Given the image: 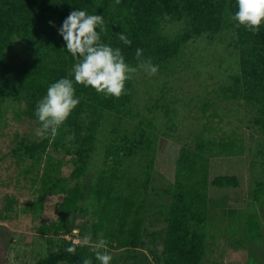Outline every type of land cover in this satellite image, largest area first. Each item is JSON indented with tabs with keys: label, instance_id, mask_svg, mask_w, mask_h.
Wrapping results in <instances>:
<instances>
[{
	"label": "trees",
	"instance_id": "1",
	"mask_svg": "<svg viewBox=\"0 0 264 264\" xmlns=\"http://www.w3.org/2000/svg\"><path fill=\"white\" fill-rule=\"evenodd\" d=\"M74 10L103 16L106 30L100 32L102 42L119 47L130 66H137L135 52L140 48L145 58L159 66V71H166L191 40L202 35L214 39L223 32L233 34L232 45L240 53L239 73L222 91L226 98L246 105L252 115L251 123L263 136L260 153L264 159V26L255 34L243 26L237 27L231 19L238 11L236 0H121L118 5L115 0H0V116L5 103L14 100L25 102L20 118L38 122L36 106L48 87L61 78L74 80L76 60L59 35L64 20ZM168 21L183 22L185 26L172 36L165 32ZM120 33L131 40L130 46L119 40ZM16 44L22 47L20 59L13 52ZM74 86L80 104L57 136L20 141L19 150L33 165L49 159L39 203L47 195L64 194L57 221L49 229H42V233L67 232L68 215L91 205L100 217L93 234L105 231L103 240L109 238L114 248L124 249L122 264H127L135 258V251L146 246L145 206L138 202L147 195L151 182L150 171L144 180L138 179L128 170L127 162L139 153L150 152L155 133H148L143 126L136 134L114 127L104 152L108 168L100 170L96 182L68 187L64 183L67 178L59 175L62 162H55L50 150L71 157L75 164L71 178L87 176L98 151L101 129L114 118L123 121L131 117L135 98L133 79L126 85L129 94L119 99L75 81ZM64 128L74 133L75 139L66 140ZM242 152L235 140L221 142L202 136L193 147L182 149L175 181L167 190L171 202L165 206L166 230L161 256L156 258L159 264H206L209 241L214 238L208 230L220 221L231 219L234 224L246 218L249 229L254 230V211L247 207L245 197ZM238 156L242 157L234 159ZM215 195L220 196L217 204ZM253 197L259 201L264 197L263 183L258 184ZM69 247H75V254L66 251ZM152 251L155 253L153 248ZM84 258L91 259L92 264L100 263L92 247L67 241L33 264H82Z\"/></svg>",
	"mask_w": 264,
	"mask_h": 264
},
{
	"label": "rangeland",
	"instance_id": "2",
	"mask_svg": "<svg viewBox=\"0 0 264 264\" xmlns=\"http://www.w3.org/2000/svg\"><path fill=\"white\" fill-rule=\"evenodd\" d=\"M184 26L183 22L168 21L165 32L174 36ZM234 41L233 34L228 32L214 39L202 35L191 40L166 71L150 77L139 70L133 78L135 98L130 107L131 117L123 121L114 118L101 129L98 151L87 176L79 180L71 178L75 168L71 157L50 150L53 160L62 162L59 175L67 178L64 183L74 187L76 183L96 182L100 170L108 168L104 152L114 127L136 134L143 126L148 133H155L150 152L139 153L127 162L128 170L138 179L144 180L147 172H151L149 191L138 202L145 206L146 246L135 251V258L127 264H159L156 258L161 256L166 230L165 206L171 202L167 190L175 181L182 149L193 147L199 136L221 142L235 140L243 148L240 164L246 177L245 197L247 207L254 211L251 219L254 230L249 229L246 218L241 223L231 224L230 219L210 226L208 232L214 238L209 241L210 253L205 263L264 264V197L260 201L253 197L258 184L264 185V159L260 153L263 136L251 123L252 115L243 101L226 98L222 91L224 85L232 82V76L239 73L240 53L232 45ZM21 51V44L13 47L17 59L23 55ZM24 106L25 102L8 100L0 116V264H33L67 241L82 243L88 235L92 242L88 247H92L105 237V231L93 234L100 217L94 214L91 205L87 210L68 215L67 232L42 233V229H49L57 221L58 205L64 194L47 195L39 203L49 159L33 165L19 150L20 141L41 139L35 135L39 123L19 117ZM215 196L217 204L220 196ZM106 241V250L113 257L111 264H122L126 251L114 248L111 239Z\"/></svg>",
	"mask_w": 264,
	"mask_h": 264
},
{
	"label": "clouds",
	"instance_id": "3",
	"mask_svg": "<svg viewBox=\"0 0 264 264\" xmlns=\"http://www.w3.org/2000/svg\"><path fill=\"white\" fill-rule=\"evenodd\" d=\"M121 0H115L120 4ZM238 11L231 17L237 27L243 26L252 33H258L264 26V0H236ZM52 23L51 21L49 22ZM99 29V31H98ZM104 18L101 15L88 14L84 10L70 12L59 29V35L66 43V50L75 58L71 78H61L51 84L44 98L38 101L35 115L39 127L35 135L40 138H55L66 124L73 111L80 104L76 96L75 83L91 87L97 93L117 99L129 94L126 88L128 81L142 70L148 76H155L159 66L145 58L143 49L137 48L135 58L137 66L126 63L125 56L119 47H112L102 42L100 32L105 31ZM118 38L130 46L131 40L122 33ZM66 140L75 139L74 133L64 128ZM90 236L83 237V246L91 244ZM107 241L100 239L92 245V251L100 264H111L113 257L106 250ZM67 252L75 254V247ZM82 264H92L91 259L84 258Z\"/></svg>",
	"mask_w": 264,
	"mask_h": 264
}]
</instances>
